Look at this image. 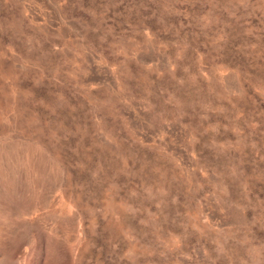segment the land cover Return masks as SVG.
I'll return each mask as SVG.
<instances>
[{
    "label": "rangeland",
    "instance_id": "rangeland-1",
    "mask_svg": "<svg viewBox=\"0 0 264 264\" xmlns=\"http://www.w3.org/2000/svg\"><path fill=\"white\" fill-rule=\"evenodd\" d=\"M0 264H264V0H0Z\"/></svg>",
    "mask_w": 264,
    "mask_h": 264
}]
</instances>
